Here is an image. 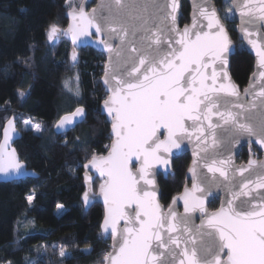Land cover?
<instances>
[{
  "label": "snow or ice",
  "instance_id": "1",
  "mask_svg": "<svg viewBox=\"0 0 264 264\" xmlns=\"http://www.w3.org/2000/svg\"><path fill=\"white\" fill-rule=\"evenodd\" d=\"M69 7V17L77 21L66 30L73 44L95 28L98 36L106 37L99 43L109 53L103 77L109 95L103 108L111 118L113 140L107 156L93 154L84 164L104 179L100 185L105 206L101 227L105 233L110 229L113 237V250L105 253L104 264H264V201L257 204L254 198L242 199L251 196L253 185L264 189V165L257 172L253 168L257 162L249 159L247 168H239L241 177L250 172L256 175L255 181L245 179L238 192L229 189L231 199L212 213L206 211L202 198L211 195V183L206 185L198 175L196 159L188 169L191 190L185 187L181 196L173 198V203L184 201L183 215L172 205L165 212L156 190H146L155 189L153 165L167 169L173 150L179 151L186 138L191 142L194 134L198 148L205 153L200 159L213 174V182L216 173L224 181L232 180L231 157L216 159L217 149L226 140L234 142L247 135L264 145V87L248 105L241 102L238 87L225 70L231 41L224 22H231L232 13L239 11L241 32L256 50L258 78L264 82V43L252 38L259 33L250 31V26L264 21V0H233L223 19L209 0H194L192 23L183 30L177 25L178 0H106L92 13L85 11L83 0L79 8L70 0ZM59 32L51 25L48 40L53 41ZM72 59L76 60L75 52ZM19 95L23 98L26 93L20 91ZM84 116L85 109L77 107L61 116L55 126L74 128ZM189 121L195 132H189ZM24 124L37 133L43 131L30 119ZM3 127L0 174L21 178L27 174L25 163L15 149L6 150L16 131L15 118ZM68 143L65 140V146ZM200 151L193 152L194 158ZM133 162L139 167L133 169ZM34 198L35 193L27 196L29 204ZM83 199L86 205L91 202L89 191ZM62 208L57 205L58 210ZM196 210L206 217L199 227L190 224L189 214ZM60 256H66L63 246Z\"/></svg>",
  "mask_w": 264,
  "mask_h": 264
},
{
  "label": "trees",
  "instance_id": "2",
  "mask_svg": "<svg viewBox=\"0 0 264 264\" xmlns=\"http://www.w3.org/2000/svg\"><path fill=\"white\" fill-rule=\"evenodd\" d=\"M66 1L0 0V139L5 122L15 118L20 136L14 148L36 174L0 181V264H103L105 253L111 250V239L100 232L103 208L93 204L85 209L81 200L86 189L84 163L93 154L105 153L111 141L110 125L100 111L106 97L100 83L105 56L85 47L75 51L73 61L67 40H48L49 27L55 23L53 13ZM213 2L219 14L230 6L229 0L227 4L225 0ZM188 15V3L182 0L181 25L188 22ZM224 22L233 40L230 74L241 89L253 71V58L237 37L234 16ZM73 75L80 90L77 100L67 96L63 87ZM20 91H25V97ZM79 106L86 110L84 120L66 133H57L56 121ZM25 118L39 123L43 131L26 128ZM249 152L242 147L238 161H245ZM251 152L260 156L254 147ZM188 163L189 156L184 154L174 160L172 174L159 175L165 208L181 191ZM101 182L94 178L92 192ZM33 193L29 204L27 196ZM58 204L63 205L60 214L56 213ZM217 206V200L209 203V209ZM50 247L54 249L49 251Z\"/></svg>",
  "mask_w": 264,
  "mask_h": 264
},
{
  "label": "water",
  "instance_id": "3",
  "mask_svg": "<svg viewBox=\"0 0 264 264\" xmlns=\"http://www.w3.org/2000/svg\"><path fill=\"white\" fill-rule=\"evenodd\" d=\"M185 1L188 3V6H189L188 22L181 25L180 24V16H181L182 0H178L180 7L178 9V14H177V25L181 30L184 29L185 25H191L193 11H194V9H193L194 0H185ZM229 1H230V5H232L233 0H229ZM104 2H106V0H83L84 9L86 12L92 13L93 9H98L99 5L101 3H104ZM209 3L211 5L215 6L213 0H209ZM80 4H81V1H80ZM80 4L77 6V8L80 7ZM69 10L65 13V16L67 19V24L64 28L60 29V32L57 35V39L58 40H62V39L67 40L70 44V47H71V53L75 52L78 49L89 47V48L93 49L94 51L99 52L105 56V63L103 66L102 75L100 77V83L103 87V90H104V93L106 94V97L100 103V111H101V114L105 117L108 124L110 125L109 135L111 137V141H110L108 149L105 153L96 154V155L107 156L108 151H109V147H110L112 140H113V136L111 134V118L108 116L106 110H104V108H103V102L107 98V96L109 95V93L106 89V86L103 83L105 64L109 62V53L105 49L104 45L99 43V41L101 39H105L106 37L98 36L95 32V28H90L89 29V31L91 33L90 35L80 37L79 40L76 42V44H73L71 33H67L66 30L69 28L70 24L77 23V21H73L71 19V17H69V15H68ZM105 14H107V13L105 12ZM232 14H233L235 20L237 21V37L242 42V44H243L245 50L248 52V54H250L251 57L253 58V71L251 72L246 85L240 89V87L235 83V81L231 77L230 70H229L230 69V54H231V51L233 48V40H232L230 35H229V38L231 41V45H230L231 51L229 52L228 57H227L228 65H227V68L225 70L227 71V73L231 79V82L234 83L235 85H237L238 91H239L240 96H241V102H243L245 105H248L249 102L252 101L255 94L260 90V88L264 87V82H261L260 79L258 78V64H257L258 58L256 55V50L252 47L251 44L248 43V39L245 38L244 34L241 32V16H240V13L237 10V11H234ZM250 31H252L254 33H259L258 36H253L252 38L257 39L258 43H264V39H261V37H264V21L258 23L255 26H250ZM118 43H119L118 40L115 41L113 46L115 47V44H118ZM254 74H256V76H257L256 79L253 78ZM245 89H249V92L247 94L245 93ZM231 99H234V98H231ZM259 99L260 98H257L258 108L260 107ZM79 107H82V106H79ZM75 109L73 111H75ZM221 110L223 111V109H221ZM73 111H71V112H73ZM71 112L65 113L62 116L66 115V114H70ZM85 114H86V110H85ZM12 118L13 117H11L10 119H12ZM84 118H85V116L83 117V120H84ZM212 119H213V123L217 122L216 117H213ZM79 123L80 122H78L76 125H78ZM191 123H192L191 121L188 122L189 132H195V129H193L191 127ZM204 127L205 128L207 127V121L204 122ZM54 128H55V131L59 134L66 133L72 129L71 127L68 129H57L56 126ZM15 129H16V131L12 134V138L8 141L7 149H6L7 151H11L12 149H15L13 144L20 136V131L17 128L16 120H15ZM221 134L225 137H227V135H228L227 133H224V132H222ZM163 138H164V136L161 135V139H163ZM3 142H4V127L2 128L1 139H0V143H3ZM242 147H247V149L250 152H249L248 157L245 161L239 162L237 157H238ZM253 147L260 154L259 157L254 156L253 152H251ZM209 150L211 151V149H209ZM194 151H200V149L198 148V146L196 144V135L195 134L192 136L191 142H189V140L187 138L183 141L182 148L179 151L173 150L171 162H170L167 169H165V167L163 165H153V172L155 175H154V177H151V178H154L156 180L155 189L146 188V190H156L157 201L162 206V208L165 212H167L169 206L167 208H165L164 205L160 201V187L158 184V177H159V175H161L163 178H167L168 175L172 174L174 160L181 157L184 154H188L189 163H188L187 169L185 171L184 184L182 186V189L175 197L181 196L184 193L185 187H187L189 190H191L192 183H193L192 173H190L188 171V169L190 167H193V161H194V159H196L199 161V163L197 165L198 175L200 176V178L205 180L206 185L211 183V195L204 194L202 196V198L205 201L204 207L208 213H212V212L217 211L218 209L221 208L222 203H224L227 199H231V196L228 195L229 189H231L233 192H238V191H240L239 185L242 184L245 179H250V180L255 181V179H256L255 174L250 175V172H245L244 176L241 177L239 174V171H238V169L241 167H245V168L248 167L249 159H252V160L257 162L256 165H253V168H255L257 170V172L260 171L259 166L264 165V145L257 143V137H254V136L249 137L247 135H244V136L239 137L234 142L226 140L225 144L217 149L218 155L216 156V159L219 161V160H226L229 158V156L231 157V170L229 172V175H230V177H232V180H231V182L224 181L223 177H220L219 173H216L215 174V181L213 182V174L208 172L207 168L204 167L203 160L200 159V157H203L205 155V153L203 151H200V156L194 158V156H193ZM85 163H87V161ZM131 166L133 169L139 167V165L136 164L135 162H133ZM26 169H27V167H26ZM83 171H84L83 183H84L85 188H86L85 191L90 192L91 202L86 205L84 202L83 196H82V198H81L82 203H83L85 209H89L93 204H99L103 208V217H102V220L100 223V232L104 238H110L111 239V241H112V246H111V250H110V252H111L113 250V237L111 235V230L109 229V231L107 233H105L101 227V225L103 224V221H104V216H105V206H104V202H103V197L100 194V185L104 182V179L101 177L99 171H97L94 168L85 169L84 165H83ZM26 177H36V174H33V171H31L29 169H27L26 175H24L21 178H16V179H11V178L5 176L4 174H0V181L10 182V181H14V180L23 179ZM86 177H89L90 180L86 181V179H85ZM94 178H99L102 180V182L98 186L97 190L95 192H92V182H93ZM217 184H219L220 186L217 187ZM250 191H251V196L250 197H242V199L252 200V198H254L253 203H257V204H259L261 201H264V189H256L255 186L253 185L252 189ZM197 195H200V193H197ZM213 200L218 201V206L215 209H209V203L212 202ZM170 205H172L174 210L177 213H179L180 215L184 214V201L183 200L178 199L175 201V203H173V200H172ZM189 215L191 216L190 224L195 225L197 227H199L201 225L203 220H206V217H204L200 213L199 210H196L193 213H190ZM119 226L121 228L124 227L123 221H121ZM181 248H183V243H181ZM222 255L226 259V253H224Z\"/></svg>",
  "mask_w": 264,
  "mask_h": 264
},
{
  "label": "rangeland",
  "instance_id": "4",
  "mask_svg": "<svg viewBox=\"0 0 264 264\" xmlns=\"http://www.w3.org/2000/svg\"><path fill=\"white\" fill-rule=\"evenodd\" d=\"M80 1L81 0H71L72 3H74L76 5V7L80 4ZM69 3H70V0H67L65 5L63 7H57L53 13V19H54V25L57 26V28H64L67 24V19H66V16H65V11L67 8H70L69 7ZM231 6V5H230ZM227 11V8L226 10ZM225 11L222 13H220V16L221 18L223 19V16H224V13ZM233 16V14H232ZM67 84V86H66ZM63 87H64V90H65V93L67 96L69 97H74L76 100L79 98L80 96V90H79V86H78V81H77V77L76 75H73V76H70L68 78H66V80L64 81L63 83ZM31 120L32 123H37L36 121H33L31 118H25L23 119V124H24V121L25 120ZM24 126L28 129H31L33 132L37 133L34 129H32L30 126H26L24 124ZM63 211V208L58 210L56 209V213L57 214H60L62 213ZM54 249L53 247H50L49 251Z\"/></svg>",
  "mask_w": 264,
  "mask_h": 264
}]
</instances>
